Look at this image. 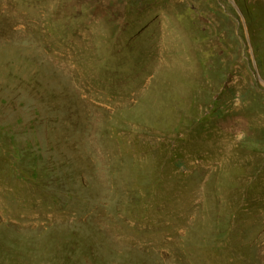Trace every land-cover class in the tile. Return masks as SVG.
Instances as JSON below:
<instances>
[{
	"label": "rangeland",
	"instance_id": "rangeland-1",
	"mask_svg": "<svg viewBox=\"0 0 264 264\" xmlns=\"http://www.w3.org/2000/svg\"><path fill=\"white\" fill-rule=\"evenodd\" d=\"M0 264H264V0H0Z\"/></svg>",
	"mask_w": 264,
	"mask_h": 264
}]
</instances>
